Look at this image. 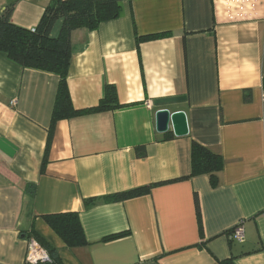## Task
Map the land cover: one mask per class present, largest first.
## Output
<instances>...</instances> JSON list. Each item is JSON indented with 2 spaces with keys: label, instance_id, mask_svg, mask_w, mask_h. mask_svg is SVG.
Instances as JSON below:
<instances>
[{
  "label": "crops",
  "instance_id": "0c3cea01",
  "mask_svg": "<svg viewBox=\"0 0 264 264\" xmlns=\"http://www.w3.org/2000/svg\"><path fill=\"white\" fill-rule=\"evenodd\" d=\"M53 1L0 0V14L13 6V23L31 30ZM122 7L73 32L68 86L77 110L96 108L107 86L123 107L59 121L46 162L60 78L0 53V264H25L29 238L55 264H264V0ZM154 35L165 37L136 39ZM162 110L184 112L189 134H159ZM194 142L222 156L217 187L191 177ZM67 213L87 245L68 247L45 220Z\"/></svg>",
  "mask_w": 264,
  "mask_h": 264
},
{
  "label": "trees",
  "instance_id": "16d2710c",
  "mask_svg": "<svg viewBox=\"0 0 264 264\" xmlns=\"http://www.w3.org/2000/svg\"><path fill=\"white\" fill-rule=\"evenodd\" d=\"M124 0H55L51 2L43 14L37 28L26 29L15 25L12 21L14 7L10 6L0 14V53L25 69H33L52 73L60 78L57 99L53 111L51 128L46 147L45 162L51 148L57 123L82 115L101 113L122 108L118 102L117 90L107 86L105 96L100 104L93 109H75L68 86V74L72 60V34L76 30L96 31L107 21L116 20L123 12ZM61 24L57 36L53 35L57 24ZM165 35L137 36L138 44L158 40ZM224 162L220 154L197 143L192 145L191 177L207 175L211 185L217 187L219 174ZM34 186H30L32 191ZM151 193V187H143L125 193L107 197L110 202H124ZM98 199L85 200L87 209L95 206ZM197 220L203 236L201 207L198 195H195ZM48 225L70 248L87 245L84 230L78 214L67 213L45 217ZM123 235L113 236L106 240L118 239ZM223 264H234L233 260Z\"/></svg>",
  "mask_w": 264,
  "mask_h": 264
},
{
  "label": "water",
  "instance_id": "95a60500",
  "mask_svg": "<svg viewBox=\"0 0 264 264\" xmlns=\"http://www.w3.org/2000/svg\"><path fill=\"white\" fill-rule=\"evenodd\" d=\"M172 131L178 138L189 134L187 117L184 112L172 114L170 111L162 110L156 114V129L159 134H166Z\"/></svg>",
  "mask_w": 264,
  "mask_h": 264
},
{
  "label": "built area",
  "instance_id": "2783aa9c",
  "mask_svg": "<svg viewBox=\"0 0 264 264\" xmlns=\"http://www.w3.org/2000/svg\"><path fill=\"white\" fill-rule=\"evenodd\" d=\"M264 102V92H263ZM234 239L243 242L244 230L242 227H237L234 231ZM25 264H55L50 254L45 250L39 242L34 238L28 240V251L26 255Z\"/></svg>",
  "mask_w": 264,
  "mask_h": 264
},
{
  "label": "rangeland",
  "instance_id": "374dc122",
  "mask_svg": "<svg viewBox=\"0 0 264 264\" xmlns=\"http://www.w3.org/2000/svg\"><path fill=\"white\" fill-rule=\"evenodd\" d=\"M59 26H61V24H60V23L57 25V29L59 28ZM55 36H56V35H55Z\"/></svg>",
  "mask_w": 264,
  "mask_h": 264
}]
</instances>
